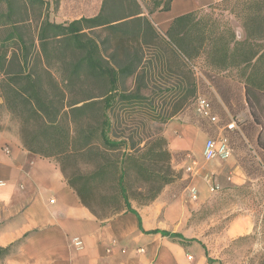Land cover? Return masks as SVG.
<instances>
[{"label":"trees","instance_id":"16d2710c","mask_svg":"<svg viewBox=\"0 0 264 264\" xmlns=\"http://www.w3.org/2000/svg\"><path fill=\"white\" fill-rule=\"evenodd\" d=\"M143 1L102 0L96 15L57 23L50 20L46 0H0V117L5 107L19 118L24 148L51 159L35 146L39 137L30 133V126L42 129L43 135L49 129L58 132L67 114L95 108L100 143L119 155L110 170L122 213L135 214L141 230L132 198L147 206L164 187L182 179L172 169L164 135L142 146L144 130L151 126L157 133L195 104L202 82L195 70L201 67L208 89L232 111L243 95L258 120V102L264 97V0H222L177 17L166 32L150 16L170 11L173 0H150V9ZM130 79L132 90L127 86ZM168 100L171 111L164 109ZM141 106L151 111L148 124L136 123ZM63 132L55 139L58 144ZM61 171L64 175V168ZM132 174L148 189L146 195L130 193ZM68 184L96 218L106 220L71 181ZM147 234H160L184 246L197 242L209 263L214 262L197 239L161 230ZM10 249L0 247V262Z\"/></svg>","mask_w":264,"mask_h":264},{"label":"crops","instance_id":"0c3cea01","mask_svg":"<svg viewBox=\"0 0 264 264\" xmlns=\"http://www.w3.org/2000/svg\"><path fill=\"white\" fill-rule=\"evenodd\" d=\"M220 1L173 0L170 11L150 18L166 32L177 17ZM163 135L172 153L185 155L177 167L192 173L187 187L171 202L159 197L147 206L132 203L141 230L131 212L108 220L96 218L56 162L33 156L15 131L0 130V247H11L0 264H217L209 263L197 242L184 246L147 233L161 230L194 239L189 223L193 213L208 202V185L223 175L232 184L243 185L244 169L233 153L207 160L205 144L213 137L195 123L174 120ZM253 229L250 219L239 218L231 222L224 239L248 235Z\"/></svg>","mask_w":264,"mask_h":264},{"label":"rangeland","instance_id":"374dc122","mask_svg":"<svg viewBox=\"0 0 264 264\" xmlns=\"http://www.w3.org/2000/svg\"><path fill=\"white\" fill-rule=\"evenodd\" d=\"M46 1L49 3L50 20L55 22L56 20L68 22L83 16H94L99 12L102 4V0ZM143 3L146 8H152L150 0H144ZM233 26L239 35L242 34L238 23L234 22ZM195 72L196 77L202 81L200 95L209 100L218 122L214 124L202 118L196 112L195 104L184 108L170 122L184 120L195 123L210 132L217 142L227 143L231 154L233 153L244 167L246 182L243 185H235L223 175L217 182L212 183L214 191L209 184L207 189L210 198L193 213L189 227L193 230L194 239L205 245L214 263L264 264V97L259 99L258 120H255L243 95L238 100L239 106L236 111H232L222 104L212 90L208 89L209 82L202 75L201 67ZM127 86L129 90L134 88L133 79L128 81ZM92 93L94 94L95 91L92 90ZM170 100L167 106H164L166 111L172 109L168 107L172 103ZM156 102L160 103L158 99ZM148 114H151L149 106L138 108L136 123H147ZM97 117V111L91 108L84 114L64 116L58 132L49 129L43 135V130L36 128L35 125L30 126L29 129L30 133L33 131L35 137H39L35 146L45 154L52 155L51 160L56 162L60 169L64 168L67 183L71 181L92 209L108 220L123 211L122 201L116 188V177L110 170L111 162L118 159L119 155L107 150L100 143L96 131ZM5 128L15 131L20 136L19 118L12 116L3 107L0 129ZM159 129L161 130L156 133L151 126L147 127L144 130L142 146L163 135L165 126H160ZM62 131L64 132L59 136L60 144H58L55 139ZM61 150L62 152L59 153ZM168 150L171 154L170 163L173 171L182 174V179L164 187L159 195L166 202H171L186 188L192 172L187 168L177 167L185 160V155L172 153L169 147ZM130 180L133 183L130 193L146 195L149 192L145 187H141L143 184L135 174H132ZM237 187L240 189L237 190ZM132 200L138 207L143 206L134 197ZM245 217L253 222V231L245 236L225 240L224 236L231 222Z\"/></svg>","mask_w":264,"mask_h":264},{"label":"built area","instance_id":"2783aa9c","mask_svg":"<svg viewBox=\"0 0 264 264\" xmlns=\"http://www.w3.org/2000/svg\"><path fill=\"white\" fill-rule=\"evenodd\" d=\"M196 112L204 119H208L212 123L218 122V117L213 113L211 103L208 99L199 95L195 101ZM233 125L230 126L232 128ZM204 155L207 160L216 158H227L231 155V151L227 143L217 142L214 138H209L205 144ZM211 181L210 177H207ZM214 191V186L211 188Z\"/></svg>","mask_w":264,"mask_h":264}]
</instances>
